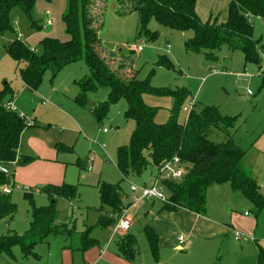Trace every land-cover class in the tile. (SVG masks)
I'll return each instance as SVG.
<instances>
[{
  "label": "rangeland",
  "instance_id": "obj_1",
  "mask_svg": "<svg viewBox=\"0 0 264 264\" xmlns=\"http://www.w3.org/2000/svg\"><path fill=\"white\" fill-rule=\"evenodd\" d=\"M94 2L90 17L93 22H97L100 10L96 5L101 0ZM65 7L66 0L36 1L32 17L37 25L44 28L47 19L52 23L51 27L39 31H33L18 8L11 10L10 20L16 35L24 44L36 49L45 37L60 41L68 39L61 23ZM227 7L228 0H196L194 9L201 23L205 24L209 19L212 23L216 18V24H222L226 21ZM121 10L122 6L114 0H107L102 17L103 27L98 33L100 58L107 61L111 71L116 73L120 67L121 72H131L136 79L147 82L150 92L143 94L142 100L155 109L153 121L158 125L166 124L170 114L177 123H183L189 107L190 110L199 111L212 106L220 115L233 118L234 125L229 130V136L235 146L249 153L248 159L252 158L251 169L248 166L246 169L259 181L264 197V72L261 73L258 66L252 63H245L241 51L226 45L212 53L186 51L184 42L192 36L191 32H178L154 19L149 20L147 29L157 33L156 39L147 42L144 37L136 38L137 14L121 17L117 14ZM252 23L253 39L259 40L257 51L261 57L260 65H263L264 22L254 19ZM12 39L11 35L0 39V88L7 84L12 90V109L31 124L34 123L39 135L49 134L57 157L53 162L58 165L53 168H43V163L29 167L14 164L0 167L13 181L10 200L15 205L12 219L0 220V236L9 233L24 236L31 221L32 206L38 208L48 205L46 196L40 190L49 185L35 180L36 177L49 176L58 183L74 186L77 196L70 201L58 199L55 204L56 222L74 223L71 235L48 236L45 243L34 248L35 258L23 257L20 249L15 247L11 251L12 258L7 254L0 255V264H93L90 262L93 255H101L105 250L107 253L115 252V243L123 236L114 233V227L124 216L120 212L111 226L91 229V237L98 240L97 246L86 251L75 250L79 247L80 233L87 227H95L97 222L98 214L93 211L99 206L96 186L103 182L118 184L131 200L130 186H141L149 178L150 171L146 170L140 177L122 180L116 168V150L128 144L134 124L124 116L126 102L123 98L118 99L100 121L91 114L90 108L107 100L106 88L89 92L85 109L75 105L73 98L78 93L75 84L88 75L83 60L63 67L54 77L45 72L35 91L26 88L19 79L15 62L4 50V45ZM138 46L142 48L140 51L135 49ZM179 93L183 95L175 102L174 96ZM69 106L75 113L70 112ZM55 109L66 113L67 119ZM103 130L107 133L104 134ZM208 139L220 143L224 142L225 135L213 131ZM30 150L33 153L27 152ZM21 152L22 155L40 158L27 144L22 145ZM77 161L87 165L84 178H81L75 165ZM26 167V170L18 171ZM160 189L166 197L164 189ZM139 195V191L134 194L136 197ZM234 200L229 184L210 186L205 195V216L225 225L227 232L214 240L194 241L189 248L184 243L176 250L170 248L169 239H174L177 234H169L168 228V233L163 234L168 241L159 247L156 262L148 252L147 242L140 229L149 224L150 217L157 218L162 202L156 199L140 202L139 210L131 215L132 224L128 232L137 242V253L133 262L123 264H256V257L251 255L250 250L254 249L256 241L264 244V210L254 215L255 211L248 203L237 204ZM128 206L127 203L125 208ZM245 211L250 213L248 220L243 216ZM172 225L178 228L175 222ZM235 231L255 241L237 243L232 239ZM184 236L188 241L192 239ZM84 256H88L89 260ZM97 264L108 263L100 261Z\"/></svg>",
  "mask_w": 264,
  "mask_h": 264
},
{
  "label": "trees",
  "instance_id": "obj_2",
  "mask_svg": "<svg viewBox=\"0 0 264 264\" xmlns=\"http://www.w3.org/2000/svg\"><path fill=\"white\" fill-rule=\"evenodd\" d=\"M39 0H0V39L11 35L13 39L4 45L6 55L15 62L18 76L23 85L35 91L42 76L48 72L54 77L63 67L83 60L88 75L75 85L78 93L73 102L79 108L87 107V94L99 88L107 89V100L90 108L97 121L114 105L118 99L126 102L124 116L132 120L134 127L126 146L116 150V168L121 179L140 177L149 170L147 185L156 177L159 168L178 158L185 170L179 182L162 180L159 182L166 193L161 211L175 212L186 210L203 215L207 189L214 184H229L233 195L239 194L255 213L264 210V198L259 191L256 178L246 169L247 152L235 146L229 130L234 119L222 116L217 109L206 106L199 111L189 110L186 120L177 123L172 114L164 125L154 123L155 109L146 105L142 95L150 92L147 82L136 79L131 72H113L99 56L100 40L98 33L103 27V13L107 0L96 5L100 10L97 22L90 17L94 0H66L61 15V23L68 37L60 41L51 37L43 38L36 49L27 47L16 35L10 20V12L18 8L25 16L33 31L43 29L32 17L35 2ZM49 2L50 0H45ZM123 10L121 17L131 13L138 16L136 38L144 37L147 42L156 39L157 33L147 29L149 20L174 29L178 32H191L192 36L184 42L186 51L214 52L222 45L241 51L245 63L260 68L261 57L257 51L259 40L253 39L252 20L264 21V0H228L226 21L216 24L210 19L201 23L195 13L196 0H114ZM204 53V52H203ZM208 57V56H207ZM110 59V58H108ZM170 66V64H168ZM127 79H123V78ZM163 93V92H160ZM183 93L174 96L177 102ZM12 90L7 84L0 88V167L14 164L24 167L36 160L35 157L20 153V136L35 124H29L24 116L15 112L9 104ZM213 131L225 135L224 142L214 143L208 139ZM58 149L59 148L58 146ZM79 171L87 170V165L77 161ZM141 185V186H142ZM99 206L93 211L98 214L95 227H87L79 235L78 251H86L96 246L98 241L92 236V228L104 229L115 223V218L125 208L123 191L118 184L99 183L97 186ZM12 189L9 175L0 169V220L12 219L15 205L10 200ZM48 200L44 207H33L31 221L24 236L13 233L0 236V255L12 258V249L18 247L23 257H36L34 248L46 242L48 236H69L74 230L70 223H57L55 204L58 199L70 201L77 196L74 186H44L41 190ZM27 194H25L26 196ZM30 196V195H28ZM164 196V195H163ZM140 233L144 236L148 250L154 261L158 259L157 235L148 226ZM116 241L117 255L131 262L137 253V242L128 233ZM257 264H264V250L257 246Z\"/></svg>",
  "mask_w": 264,
  "mask_h": 264
},
{
  "label": "crops",
  "instance_id": "obj_3",
  "mask_svg": "<svg viewBox=\"0 0 264 264\" xmlns=\"http://www.w3.org/2000/svg\"><path fill=\"white\" fill-rule=\"evenodd\" d=\"M255 19H259V18H255ZM47 21H50V20L47 19L45 21V24H46ZM260 21L264 22L261 19H260ZM51 25H52V23L50 21V25L49 26H45L44 25V28L45 27L46 28L51 27ZM9 106L12 109L13 106H12L11 103L9 104ZM68 109L70 110L71 113H75V110L72 108V106H69ZM13 110H14V108H13ZM55 111L57 113H59L61 116L66 118V113H64L63 111H60V110H57V109H55ZM29 124H31V123H29ZM39 133L40 132L37 129H35V127H30V128H28L27 130H25L21 134V136H20V153H22L21 152L22 151V145L27 144L29 147H31L32 150L37 152V154L40 156L39 159L36 158L37 160H34L33 162H31L29 164V166L30 165L32 166V165H35V164H38V163H43L42 164L43 168H53L54 165H58V164H55L53 162V160L55 158L57 160V157H56V154H55V151H54V146L55 145H52V141H51V138H50L49 134L45 133L46 136H41V135H39ZM105 133H107V132H105ZM61 140H63V139H61ZM27 152H29V153L32 152L33 153V151H31V150L27 151ZM247 155H249V153H247ZM254 155H255V153L252 155V157ZM251 159H248L245 162L246 166H248L249 168H250V162L252 161ZM28 167H26L25 169L20 168V169H18V171L22 172V171L26 170ZM79 172L81 173V178H84L85 177V175H84L85 171H79ZM35 180L43 181L44 185L59 186L61 184H65V183H58V182H56L54 179H52L49 176L43 177V178L36 177ZM11 182H13V181L11 180ZM258 182L259 181L257 180L259 191L261 193L260 184ZM10 191L12 193V189ZM232 196H233L234 199H236L234 201H236L237 204L241 203L243 205H247L248 202L245 199L243 201V199L240 198L239 196H236V195H233V194H232ZM127 203L128 204L130 203V197L123 192V204L126 205ZM139 205H140V203L137 204V206L135 208L129 209V211L127 213V218L131 219V215H133L136 211L139 210L138 209ZM248 205H249V203H248ZM160 209H161V207L157 211V218L153 219V217H150L151 221L149 222V224H145L144 225V226H148L149 228H151L153 230V232L157 235L158 250H159V247L162 246V244H165V242L168 241V239H165L163 237L164 236L163 235L164 232L166 234L168 233V228H169V234L170 233L171 234H174V233L177 234L174 239L173 238L169 239L170 248L171 249L175 248L176 250L178 249V247H180V245H182L184 243H187L186 246H187V248H189L194 241H197V240H200V239H203V240H214L216 238L222 237L224 235V233L227 232V228H226L225 225L215 221L214 219L207 218L205 216V212H206L205 208H204V214L203 215L194 214V213L186 211V210H178V211H175V212H167V211H161ZM243 216H244V218L246 220H248L250 218V213L248 211H245L243 213ZM172 222H175L177 224L178 228H174L173 225H172ZM131 224H132V221H131ZM69 225L73 226V228H74V223L70 222ZM129 231H130V227H129L128 232ZM122 235H124V234H122ZM184 235H186V237H190L192 239L188 241L185 238ZM178 237H182L183 238V242L181 244H179L178 241H177ZM94 238L97 240L96 237H94ZM232 239H233V235H232ZM233 241H235V240L233 239ZM252 241H255V240H252ZM236 242L237 243L241 242V244L242 243L248 244L249 241L240 240V241H236ZM97 245H98V243H97ZM257 246H260L264 250V244L263 245L259 244L256 241V243H254V249L251 248V250H250L251 255H253L255 257L257 256ZM147 247H148V245H147ZM75 250H77V249H75ZM148 252H149V250H148ZM84 258L88 259L89 257L88 256H86V257L84 256ZM123 260L124 259L120 258L117 255L116 244H115V252L114 253H111V252L107 253V250H105L104 252L102 251L101 255L100 254L99 255H93L91 257L90 262H92L93 264H97L100 261H105L108 264H123V263L128 262L126 260H124L125 261L124 262ZM133 260L131 262H133ZM256 264H257V262H256Z\"/></svg>",
  "mask_w": 264,
  "mask_h": 264
},
{
  "label": "built area",
  "instance_id": "obj_4",
  "mask_svg": "<svg viewBox=\"0 0 264 264\" xmlns=\"http://www.w3.org/2000/svg\"><path fill=\"white\" fill-rule=\"evenodd\" d=\"M50 21H47L45 26H49ZM137 51H140L142 48L141 46H138L135 48ZM259 71L262 73L264 72V63L263 65L260 66ZM192 106V104H191ZM191 107H189L190 110ZM103 133L106 131L103 130ZM102 146L101 148H103ZM185 174V170L181 163L179 162L178 158L173 157L171 160L167 161L164 163L158 170V173L155 178H153L150 183L147 185H142V186H135L131 185L130 186V193L132 194L131 200L129 203V206L127 208H124L121 212L123 213V217L118 220L114 227V233L116 234H125L128 232L129 227L131 226V219L127 218V213L129 209L135 208L137 204H139L142 201H149V200H159L161 202H165L164 196L161 192L160 189V184L162 180L166 181H172V182H179L182 177ZM139 191L140 195L138 197L134 196L135 192ZM10 192L9 189H5L4 193L8 194ZM233 239L235 241H240V240H246V241H252L253 239H248L246 238L242 233L240 232H233ZM177 241L179 244L183 242L182 237H178Z\"/></svg>",
  "mask_w": 264,
  "mask_h": 264
}]
</instances>
